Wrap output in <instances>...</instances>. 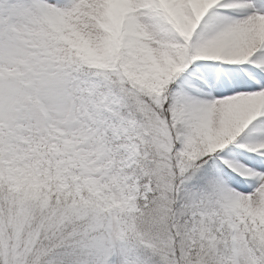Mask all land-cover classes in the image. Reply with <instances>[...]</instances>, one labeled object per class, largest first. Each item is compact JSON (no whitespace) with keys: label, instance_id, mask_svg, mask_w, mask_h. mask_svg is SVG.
<instances>
[{"label":"snow or ice","instance_id":"obj_1","mask_svg":"<svg viewBox=\"0 0 264 264\" xmlns=\"http://www.w3.org/2000/svg\"><path fill=\"white\" fill-rule=\"evenodd\" d=\"M0 264H264V0H0Z\"/></svg>","mask_w":264,"mask_h":264}]
</instances>
